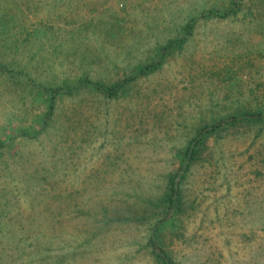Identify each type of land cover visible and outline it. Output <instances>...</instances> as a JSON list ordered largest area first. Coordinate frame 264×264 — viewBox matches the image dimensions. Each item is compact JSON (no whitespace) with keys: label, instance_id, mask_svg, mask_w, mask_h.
I'll return each instance as SVG.
<instances>
[{"label":"rangeland","instance_id":"374dc122","mask_svg":"<svg viewBox=\"0 0 264 264\" xmlns=\"http://www.w3.org/2000/svg\"><path fill=\"white\" fill-rule=\"evenodd\" d=\"M158 249L264 264V0H0V264Z\"/></svg>","mask_w":264,"mask_h":264},{"label":"trees","instance_id":"16d2710c","mask_svg":"<svg viewBox=\"0 0 264 264\" xmlns=\"http://www.w3.org/2000/svg\"><path fill=\"white\" fill-rule=\"evenodd\" d=\"M149 71H150V66L145 67V69H140L139 70V72L141 74H144V75L145 74H148ZM107 91H108V89H107ZM109 92H110V90H109ZM253 116L254 115H246V114H244L243 118L244 119H248L250 117L252 118ZM234 120H232V121H234ZM219 127H221V125L218 124V123L217 124H212L209 127L208 126L204 127L202 129V132H212V131L217 130V128H219ZM198 136L193 140V143H191L190 146L188 147V149L186 150V161L184 163H182L181 170L183 168L186 169L189 166V164H188L189 161L192 160L194 154L196 153L195 147L197 145H199V143H200V139H199ZM170 183H171V185H170V187H169V189L167 191L168 193H166V196L164 197L163 201H164V203H167L168 204V209L169 210H172V209H176V207H178V205H179V202H180V192L178 190V187H177L176 182L170 181ZM160 202L161 201H159V203ZM150 242H151V244L153 246H155V248L157 250V247H156V244H155L154 240L151 239ZM156 254H157V257H158V259L160 260V262L162 264H173L169 260V258L165 255V253L162 250L158 249V252Z\"/></svg>","mask_w":264,"mask_h":264}]
</instances>
